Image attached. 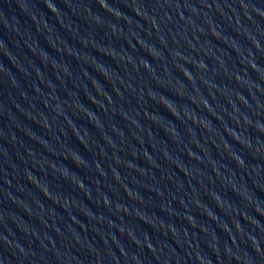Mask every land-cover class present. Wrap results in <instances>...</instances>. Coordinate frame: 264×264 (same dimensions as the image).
<instances>
[{"label": "water", "instance_id": "water-1", "mask_svg": "<svg viewBox=\"0 0 264 264\" xmlns=\"http://www.w3.org/2000/svg\"><path fill=\"white\" fill-rule=\"evenodd\" d=\"M0 264H264V0H0Z\"/></svg>", "mask_w": 264, "mask_h": 264}]
</instances>
